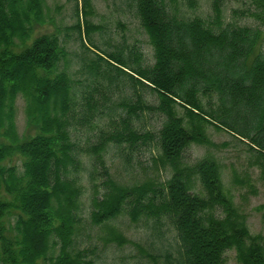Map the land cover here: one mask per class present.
<instances>
[{"label":"trees","instance_id":"16d2710c","mask_svg":"<svg viewBox=\"0 0 264 264\" xmlns=\"http://www.w3.org/2000/svg\"><path fill=\"white\" fill-rule=\"evenodd\" d=\"M42 1L0 0V264L85 260L84 251L73 244L82 220L81 148L71 133L77 88L67 71L59 69L68 48L57 33L38 27L43 22ZM252 1L264 9V0ZM135 3L153 45L152 65L134 66L128 53L98 48L89 38L97 27L86 17L90 0L76 2L73 26L81 45L96 55L88 67L96 68L104 60L103 78L132 86L147 83L157 92V107L165 114L157 135L160 157L172 172L158 198V188L150 181L127 186L110 178L103 156L108 143L117 144L124 136L132 142L149 136L128 126L123 117L125 131L102 133L84 150L91 165L102 168L107 185L100 197L92 196L90 217L104 222L129 203L132 219L144 212L163 214L171 221L180 264H222V254L230 246L242 264H264V239L238 220L223 190L218 162L210 156L190 165L181 160L190 141L213 143L195 123L197 118L243 137L256 151L264 174V29L223 23L221 0H212L208 20L185 17L164 0ZM19 92L26 101L27 130L22 134L14 122ZM136 95L135 105L148 107ZM82 99L92 107L90 93H82ZM174 103L184 107L188 126ZM135 105H127V111ZM191 173L198 175L204 195L190 191ZM217 206L224 213L221 217L211 210Z\"/></svg>","mask_w":264,"mask_h":264},{"label":"rangeland","instance_id":"374dc122","mask_svg":"<svg viewBox=\"0 0 264 264\" xmlns=\"http://www.w3.org/2000/svg\"><path fill=\"white\" fill-rule=\"evenodd\" d=\"M76 2L81 4V0H43V22L38 26L57 33L68 48L67 60L60 61L59 69L67 71L77 88L72 111L75 129L71 133L81 148L79 211L82 220L75 233L74 247L85 253L82 264H180L176 231L165 215L156 217L143 212L132 219L130 204L126 203L104 222H94L90 217L92 196L100 197L107 185L102 168L92 166L90 154L84 150L102 133L125 131L123 117L128 126L140 133L148 132L149 136L134 142L124 136L117 144L108 143L103 156L110 178L127 186L150 181L158 188V198L172 169L160 157L157 135L165 114L157 107V92L147 83L132 86L121 79L103 78L104 60H99L96 68L86 65L96 55L81 45L77 37L73 26L77 19ZM164 3L175 7L185 17L199 16L208 20L212 16V0H164ZM89 9L86 17L97 25L89 38L98 48L128 53L134 66L154 63L153 45L139 18L135 0H90ZM221 9L223 23L258 25L264 29V9L252 0H221ZM262 42L264 45V38ZM82 93L92 95L91 108L84 103ZM137 93L148 107L135 105ZM202 100L208 108L207 99L203 97ZM25 105V98L19 92L14 100V122L19 134L27 130ZM127 105H135V109L127 111ZM173 108L188 126L184 107L174 103ZM194 121L213 143L190 141L182 150V162L190 165L204 156L214 158L219 164L223 190L231 198L238 220L243 221L250 233H258L264 239V174L256 151L239 135L197 118ZM190 184V191L204 195L196 173L190 174ZM211 210L220 217L224 214L219 206ZM115 235L124 240L118 241ZM222 264H242L234 246L224 250Z\"/></svg>","mask_w":264,"mask_h":264}]
</instances>
